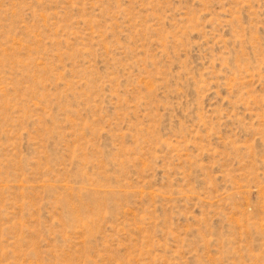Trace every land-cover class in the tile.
<instances>
[{
	"label": "rangeland",
	"instance_id": "1",
	"mask_svg": "<svg viewBox=\"0 0 264 264\" xmlns=\"http://www.w3.org/2000/svg\"><path fill=\"white\" fill-rule=\"evenodd\" d=\"M0 264H264V0H0Z\"/></svg>",
	"mask_w": 264,
	"mask_h": 264
}]
</instances>
